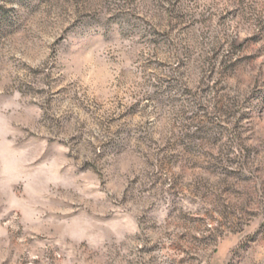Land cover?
I'll return each mask as SVG.
<instances>
[{"label":"rangeland","instance_id":"obj_1","mask_svg":"<svg viewBox=\"0 0 264 264\" xmlns=\"http://www.w3.org/2000/svg\"><path fill=\"white\" fill-rule=\"evenodd\" d=\"M0 264H264V0H0Z\"/></svg>","mask_w":264,"mask_h":264}]
</instances>
